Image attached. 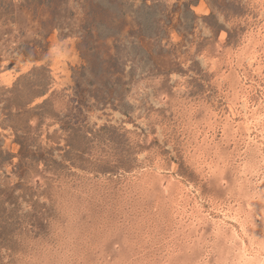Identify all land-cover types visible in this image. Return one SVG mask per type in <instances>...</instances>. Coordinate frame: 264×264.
Masks as SVG:
<instances>
[{"label":"rangeland","instance_id":"374dc122","mask_svg":"<svg viewBox=\"0 0 264 264\" xmlns=\"http://www.w3.org/2000/svg\"><path fill=\"white\" fill-rule=\"evenodd\" d=\"M0 264H264V0H0Z\"/></svg>","mask_w":264,"mask_h":264},{"label":"bare ground","instance_id":"6f19581e","mask_svg":"<svg viewBox=\"0 0 264 264\" xmlns=\"http://www.w3.org/2000/svg\"><path fill=\"white\" fill-rule=\"evenodd\" d=\"M250 66V65H249ZM236 205V204H235ZM214 216V215H213Z\"/></svg>","mask_w":264,"mask_h":264}]
</instances>
